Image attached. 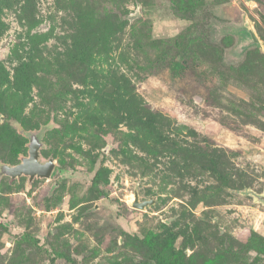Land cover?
<instances>
[{
  "label": "rangeland",
  "instance_id": "374dc122",
  "mask_svg": "<svg viewBox=\"0 0 264 264\" xmlns=\"http://www.w3.org/2000/svg\"><path fill=\"white\" fill-rule=\"evenodd\" d=\"M258 196L264 0H0V264H264Z\"/></svg>",
  "mask_w": 264,
  "mask_h": 264
},
{
  "label": "water",
  "instance_id": "95a60500",
  "mask_svg": "<svg viewBox=\"0 0 264 264\" xmlns=\"http://www.w3.org/2000/svg\"><path fill=\"white\" fill-rule=\"evenodd\" d=\"M38 143L34 141L33 147L30 152V157L25 159L23 164L14 167V168H6V172L10 174L12 177H17L21 175H27L31 178L33 177H49L52 174L54 169L53 163L41 164L38 159L37 153ZM260 201L264 202V196H258ZM149 202L139 203L138 201L135 202V206L139 209H143L147 206Z\"/></svg>",
  "mask_w": 264,
  "mask_h": 264
},
{
  "label": "trees",
  "instance_id": "16d2710c",
  "mask_svg": "<svg viewBox=\"0 0 264 264\" xmlns=\"http://www.w3.org/2000/svg\"><path fill=\"white\" fill-rule=\"evenodd\" d=\"M153 258L159 261V264H168L165 261H163L162 258L156 253H154Z\"/></svg>",
  "mask_w": 264,
  "mask_h": 264
}]
</instances>
